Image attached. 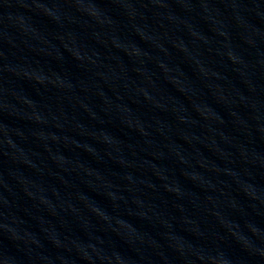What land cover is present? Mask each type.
<instances>
[{
	"label": "water",
	"instance_id": "obj_1",
	"mask_svg": "<svg viewBox=\"0 0 264 264\" xmlns=\"http://www.w3.org/2000/svg\"><path fill=\"white\" fill-rule=\"evenodd\" d=\"M0 264H264V0H0Z\"/></svg>",
	"mask_w": 264,
	"mask_h": 264
}]
</instances>
